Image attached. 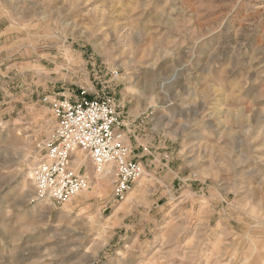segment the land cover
Instances as JSON below:
<instances>
[{
  "label": "rangeland",
  "instance_id": "rangeland-1",
  "mask_svg": "<svg viewBox=\"0 0 264 264\" xmlns=\"http://www.w3.org/2000/svg\"><path fill=\"white\" fill-rule=\"evenodd\" d=\"M81 92L144 173L117 196L77 150L57 205L43 99ZM0 264H264V0H0Z\"/></svg>",
  "mask_w": 264,
  "mask_h": 264
},
{
  "label": "built area",
  "instance_id": "built-area-1",
  "mask_svg": "<svg viewBox=\"0 0 264 264\" xmlns=\"http://www.w3.org/2000/svg\"><path fill=\"white\" fill-rule=\"evenodd\" d=\"M113 80L118 73H111ZM58 121L54 142L45 160L34 173L35 187L40 196L62 205L87 188V177L71 170V157L84 151L97 173L105 167L116 171L114 192L125 194L143 175L139 162L129 158L121 127L123 123L112 97H88L55 94L43 99Z\"/></svg>",
  "mask_w": 264,
  "mask_h": 264
},
{
  "label": "bare ground",
  "instance_id": "bare-ground-1",
  "mask_svg": "<svg viewBox=\"0 0 264 264\" xmlns=\"http://www.w3.org/2000/svg\"><path fill=\"white\" fill-rule=\"evenodd\" d=\"M81 162H83V161H82L81 155H79V153H78V155L76 156V158L74 160V163H81ZM104 172H105V176H107L109 174V169L108 168L105 169ZM30 175H31V173H30ZM29 177H32V176H29Z\"/></svg>",
  "mask_w": 264,
  "mask_h": 264
}]
</instances>
